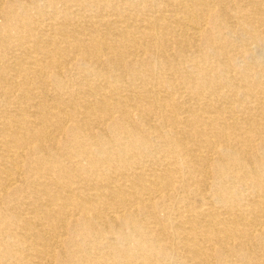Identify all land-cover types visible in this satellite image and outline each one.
Listing matches in <instances>:
<instances>
[{"label":"bare ground","instance_id":"1","mask_svg":"<svg viewBox=\"0 0 264 264\" xmlns=\"http://www.w3.org/2000/svg\"><path fill=\"white\" fill-rule=\"evenodd\" d=\"M0 264H264V0H0Z\"/></svg>","mask_w":264,"mask_h":264}]
</instances>
